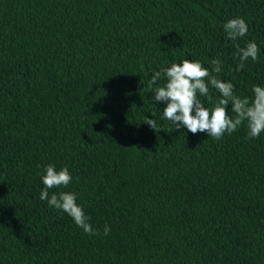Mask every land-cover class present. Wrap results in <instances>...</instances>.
<instances>
[{
    "label": "trees",
    "instance_id": "trees-1",
    "mask_svg": "<svg viewBox=\"0 0 264 264\" xmlns=\"http://www.w3.org/2000/svg\"><path fill=\"white\" fill-rule=\"evenodd\" d=\"M216 58L237 96L264 86V0H0V264H264V133L176 131L148 87ZM49 164L97 235L40 199Z\"/></svg>",
    "mask_w": 264,
    "mask_h": 264
},
{
    "label": "clouds",
    "instance_id": "clouds-1",
    "mask_svg": "<svg viewBox=\"0 0 264 264\" xmlns=\"http://www.w3.org/2000/svg\"><path fill=\"white\" fill-rule=\"evenodd\" d=\"M224 31L229 40L243 38L248 33L246 21L237 17L227 21ZM261 55V49L256 42L249 41L244 47L237 45L236 56L238 64L235 71H242L246 62L256 61ZM212 68L204 67L198 60L184 59L179 63L155 71L149 81V89L154 88L152 102L165 104L163 118L171 123L176 131L186 128L193 135L206 133L208 137L221 139L226 133L231 135L245 124L249 138H258L264 133V86L254 85L251 97H240L235 94V86L230 81L218 78L222 71L219 58L211 61ZM164 78L161 85L159 81ZM210 89H215L220 98L212 102V107H206L200 97L212 101ZM231 113V114H230ZM157 132L154 119L145 117L144 122ZM42 176L43 190L40 199L46 200L49 207L62 210L74 223L88 235H97L91 225L90 217L77 203V194L73 192H52L50 190L66 188L72 182V176L67 167L57 171L49 164ZM109 225L104 227V235L110 234Z\"/></svg>",
    "mask_w": 264,
    "mask_h": 264
}]
</instances>
